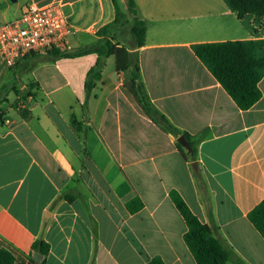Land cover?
<instances>
[{
	"label": "crops",
	"instance_id": "1",
	"mask_svg": "<svg viewBox=\"0 0 264 264\" xmlns=\"http://www.w3.org/2000/svg\"><path fill=\"white\" fill-rule=\"evenodd\" d=\"M114 1L0 0V25L30 6L60 3L74 51L101 39ZM116 2L126 13V0ZM135 2L147 24L136 52L152 104L191 136L209 132L196 159L203 181L178 137L139 107L126 88L131 71L117 70L115 58L103 61L87 96L96 54L30 55L14 67L0 55V250L29 264L32 244L43 239L45 264H197L170 197L176 191L229 247L227 264H264V238L248 218L264 200V77L261 99L243 111L193 51L254 37L223 0ZM137 199L143 208L130 212Z\"/></svg>",
	"mask_w": 264,
	"mask_h": 264
},
{
	"label": "trees",
	"instance_id": "2",
	"mask_svg": "<svg viewBox=\"0 0 264 264\" xmlns=\"http://www.w3.org/2000/svg\"><path fill=\"white\" fill-rule=\"evenodd\" d=\"M223 1L246 27H249L246 25V20H252L251 34L254 38L195 44L193 51L232 97L238 108L244 111L253 107L262 97L259 83L264 77V0ZM114 4L115 19L99 29L97 35L101 39L97 43L74 51L55 50L49 55L53 59H73L90 54L97 55L96 66L88 72L85 83L87 96L95 87L96 81L101 79L100 68L105 59L115 58L116 68L119 71L130 70L131 79L126 84L127 90L146 116L161 131L178 138L185 136L191 150H187L188 153L185 154L183 146L178 143L179 150L187 161L192 162L197 180L203 181L196 159L198 146L209 135V132L205 131L196 136H191L175 127L152 104L141 80L136 52V49L145 45L147 24L137 16L135 0H126V13L120 10L116 0ZM123 17H126V20L121 23ZM117 41L130 47L122 46ZM170 197L187 224L188 231L185 233L184 239L196 263L227 264L230 262L231 250L214 233L213 229L199 220L178 192L172 191ZM65 199L71 202L73 197L67 195ZM127 208L130 212H137L143 208V203L138 199L132 200L127 204ZM248 218L264 238V200L249 213ZM49 252L50 244L43 239H37L32 244L31 253L26 257V261L29 264H35L33 254L37 253L42 256L40 264H45ZM17 261L18 255L14 249L3 248L0 250V264H16ZM147 264L165 263L159 258H154Z\"/></svg>",
	"mask_w": 264,
	"mask_h": 264
},
{
	"label": "built area",
	"instance_id": "3",
	"mask_svg": "<svg viewBox=\"0 0 264 264\" xmlns=\"http://www.w3.org/2000/svg\"><path fill=\"white\" fill-rule=\"evenodd\" d=\"M74 28L60 3L28 7L21 16L0 25V55L9 67L30 55L67 50Z\"/></svg>",
	"mask_w": 264,
	"mask_h": 264
},
{
	"label": "water",
	"instance_id": "4",
	"mask_svg": "<svg viewBox=\"0 0 264 264\" xmlns=\"http://www.w3.org/2000/svg\"><path fill=\"white\" fill-rule=\"evenodd\" d=\"M178 142H179V143H180L185 149H187L188 151L191 150L190 145H189V143L187 142L185 136H180V137L178 138ZM33 257H34L35 264H40V263H41V261H42V256H41V255H39V254H37V253H34V254H33Z\"/></svg>",
	"mask_w": 264,
	"mask_h": 264
},
{
	"label": "rangeland",
	"instance_id": "5",
	"mask_svg": "<svg viewBox=\"0 0 264 264\" xmlns=\"http://www.w3.org/2000/svg\"><path fill=\"white\" fill-rule=\"evenodd\" d=\"M125 20H126L125 17H123V19L121 20V23H122V22H125ZM250 20H251V19H248L247 23H248V24L251 23V24L249 25V27H247V29H244V30H246V32H248L247 34H249V35H251V31H252L251 28H252V26H253V25H252V22H250ZM258 26H259V25H258ZM261 32L263 33V31H261ZM117 43H119L120 45L125 46V47H127V48L130 47L129 45L124 44V43L119 42V41H117ZM19 102H21V101L19 100ZM19 102H18V103H19ZM1 115H2V114H0V116H1ZM0 121H2V118H0Z\"/></svg>",
	"mask_w": 264,
	"mask_h": 264
}]
</instances>
